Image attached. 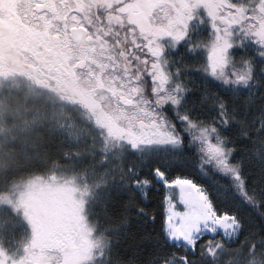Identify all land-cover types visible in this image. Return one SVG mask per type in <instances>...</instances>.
Returning a JSON list of instances; mask_svg holds the SVG:
<instances>
[{"label":"snow or ice","instance_id":"6c2138e0","mask_svg":"<svg viewBox=\"0 0 264 264\" xmlns=\"http://www.w3.org/2000/svg\"><path fill=\"white\" fill-rule=\"evenodd\" d=\"M16 77L63 107L0 99V203L32 228L0 264H264V0H0ZM45 118L104 171L25 178Z\"/></svg>","mask_w":264,"mask_h":264},{"label":"rangeland","instance_id":"374dc122","mask_svg":"<svg viewBox=\"0 0 264 264\" xmlns=\"http://www.w3.org/2000/svg\"><path fill=\"white\" fill-rule=\"evenodd\" d=\"M16 96L26 97L30 103L39 106L49 115L63 107L62 103L52 94L38 88L22 77L0 81V99ZM49 123L50 127L46 135L50 140L59 141L67 153H71L63 158L66 164L70 163V166L56 168L53 172L43 176L54 174L64 179L74 176L76 183L81 184L83 182L81 180L82 174L87 176L91 182L94 179L93 173L104 171L105 165L99 163L100 153H94L89 149L90 141L87 137L73 138L67 131L57 127L54 122ZM76 152L81 154L76 155ZM78 165L85 166L83 167L84 170L74 169ZM2 185L3 188L1 189L2 186L0 185V191L8 190V187L5 186L7 185L6 182ZM31 239L32 228L24 216L23 209L16 208L13 204L0 203V248L6 249L9 254L14 252L19 257L23 255L24 247L30 243Z\"/></svg>","mask_w":264,"mask_h":264},{"label":"trees","instance_id":"16d2710c","mask_svg":"<svg viewBox=\"0 0 264 264\" xmlns=\"http://www.w3.org/2000/svg\"><path fill=\"white\" fill-rule=\"evenodd\" d=\"M48 147H49V155H48L47 162L46 163H43V162L37 163L33 167L26 169L22 173V175L25 178L28 177L29 175H32V174L45 175L47 173L53 172L54 169H56V168H64V166H66V167L70 166V163L66 164L65 160L63 159V158H65V156H67V155H65V153H67V150H65L63 148L64 146L59 141H56L55 139H53V140L51 139ZM74 167H76V166H74ZM83 167H85V166L78 165L74 169H78V170L82 171V170H84ZM10 179L11 178H9V181H6V184H7V185H5L6 188L8 187ZM0 185L2 186L1 187V189H2L3 188L2 183H0ZM116 191H118L117 184H116V182H113L107 188L103 189V194H104L105 198H107V197H110ZM97 193H98V195L96 197V200L98 201L100 199L99 194L101 193V190H98ZM93 207L96 208L97 210L99 209V205L97 203H94ZM95 219H96V217L94 215L89 216L90 221L95 220Z\"/></svg>","mask_w":264,"mask_h":264},{"label":"clouds","instance_id":"9594fccd","mask_svg":"<svg viewBox=\"0 0 264 264\" xmlns=\"http://www.w3.org/2000/svg\"><path fill=\"white\" fill-rule=\"evenodd\" d=\"M50 127L49 121L45 118L41 120V131L36 133V137L39 143L40 148L43 150L45 145L48 142V136L46 135L48 129ZM43 163H46L47 161H42Z\"/></svg>","mask_w":264,"mask_h":264}]
</instances>
